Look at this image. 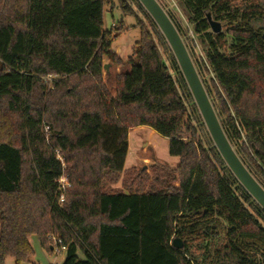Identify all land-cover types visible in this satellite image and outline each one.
<instances>
[{"label":"trees","instance_id":"16d2710c","mask_svg":"<svg viewBox=\"0 0 264 264\" xmlns=\"http://www.w3.org/2000/svg\"><path fill=\"white\" fill-rule=\"evenodd\" d=\"M159 2L264 187V0ZM108 3L0 0V264L31 263L32 235L50 253L58 235L62 264H264V210L214 145L164 35L138 0H118L114 10L140 30L122 61L104 26ZM105 58L119 71L105 72ZM138 126L167 138L180 162L108 192Z\"/></svg>","mask_w":264,"mask_h":264},{"label":"rangeland","instance_id":"374dc122","mask_svg":"<svg viewBox=\"0 0 264 264\" xmlns=\"http://www.w3.org/2000/svg\"><path fill=\"white\" fill-rule=\"evenodd\" d=\"M162 2L167 7L177 6L175 0H162ZM117 3L118 0H111V3L107 4L104 26L105 29H110L112 27L116 35V40L112 45L113 53L118 55L122 61H127L132 57L133 48L140 39V30L137 27L135 18L133 16L128 15L126 17H122L120 11L114 10ZM110 10H112V12ZM139 15L143 16L141 13ZM122 20L125 22L120 25L119 23ZM104 64L108 67L105 72H107L109 69H111L113 73L119 71L116 68V65L111 67V63L108 58L104 59ZM50 79L52 78L46 77L44 80L49 83L51 81ZM144 129L145 131L142 130L140 132L131 133V144H133L131 145L130 155L132 156L129 155V157L126 159L124 172L122 173L119 182L115 184L114 188H112V185L108 187V189L106 188V191H122L125 189L126 184L128 185V183H131V181L133 183L140 181V173L144 171L147 172L150 180L152 176L151 168L155 163H161L171 167H176L179 164V157L172 156L169 153L168 139L159 135L158 133L155 137L150 138V128L145 127ZM58 157L63 162L64 168L66 169L64 156L59 153ZM123 183L125 184L124 187ZM127 190L128 189L126 188V191ZM53 237H58V235L49 237L52 248V253H50L42 246L38 237L36 235H32L30 237V243L34 254L31 259V263L24 264H32V262L36 264H62L65 260L66 252L61 251L60 253H56V251H54L56 243ZM179 240H181L183 244L182 239ZM200 240L201 239H194V244L198 243ZM196 245L197 244L192 247L191 251L194 255L198 256L200 250L196 247ZM79 254L83 256L81 252H79ZM5 264H15V261L13 258H8Z\"/></svg>","mask_w":264,"mask_h":264},{"label":"water","instance_id":"95a60500","mask_svg":"<svg viewBox=\"0 0 264 264\" xmlns=\"http://www.w3.org/2000/svg\"><path fill=\"white\" fill-rule=\"evenodd\" d=\"M138 1L152 17L174 53L214 145L236 178L264 210V187L248 170L229 141L191 54L173 20L159 0ZM208 19L212 30L215 33L220 32L222 25L213 20L211 15H208ZM106 69H108L107 65L105 66ZM173 245L176 248L183 246L179 239H175Z\"/></svg>","mask_w":264,"mask_h":264},{"label":"built area","instance_id":"2783aa9c","mask_svg":"<svg viewBox=\"0 0 264 264\" xmlns=\"http://www.w3.org/2000/svg\"><path fill=\"white\" fill-rule=\"evenodd\" d=\"M48 78H50V77H48ZM70 186H71V184H70V181L68 179V176L64 172L63 175L59 179V190L61 191L60 202H64L65 195H66L65 192ZM53 238H54L55 243H56L54 251H56V253H60L61 251H65L66 252L67 248L65 246H63L62 239L60 237H53Z\"/></svg>","mask_w":264,"mask_h":264},{"label":"crops","instance_id":"0c3cea01","mask_svg":"<svg viewBox=\"0 0 264 264\" xmlns=\"http://www.w3.org/2000/svg\"><path fill=\"white\" fill-rule=\"evenodd\" d=\"M145 127H148V126H138V127L134 128L133 130L130 131V133H129V139H128L129 140V151H128L127 158L130 155L131 145L133 144V143L131 144V133L132 132H140L142 130L145 131V129H144ZM148 128H150V127H148ZM156 134H157V132L155 130H153L152 128H150V130H149V136H150V138L155 137ZM168 142H169V140H168ZM131 152H133V151H131ZM130 156H132V155H130ZM114 186L115 185H113V188H114Z\"/></svg>","mask_w":264,"mask_h":264}]
</instances>
